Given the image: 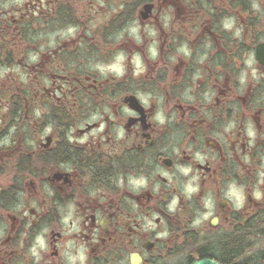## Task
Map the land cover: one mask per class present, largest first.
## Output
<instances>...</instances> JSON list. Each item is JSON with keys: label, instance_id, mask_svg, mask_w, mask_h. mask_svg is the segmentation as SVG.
<instances>
[{"label": "flooded vegetation", "instance_id": "af4514ba", "mask_svg": "<svg viewBox=\"0 0 264 264\" xmlns=\"http://www.w3.org/2000/svg\"><path fill=\"white\" fill-rule=\"evenodd\" d=\"M0 81V264H264V0L0 7Z\"/></svg>", "mask_w": 264, "mask_h": 264}, {"label": "clouds", "instance_id": "9594fccd", "mask_svg": "<svg viewBox=\"0 0 264 264\" xmlns=\"http://www.w3.org/2000/svg\"><path fill=\"white\" fill-rule=\"evenodd\" d=\"M226 27L228 25H225ZM133 32H135V29H132ZM123 60V56L122 55H118L116 57V63L113 64L111 66V69L112 71H114L116 74H122L123 72V69L122 67L120 66V62ZM138 63V61H137ZM101 71L103 72L104 69L101 68ZM156 119L161 123L163 124L164 123V118L161 114H157L156 116ZM181 171H183L185 174L190 171L189 168H182ZM135 183H138V184H144L145 181L143 180V178H141L139 181H135ZM195 189H190V191H194ZM227 196L229 198H232V197H235L236 199V206L239 207L240 204L243 202V199H244V195H243V189L242 188H237L234 184L233 185H230L229 186V191L227 192ZM257 198H259V193H257ZM37 244L43 248L44 247V241L40 238V237H37ZM33 252L35 254V249H33ZM79 260L81 261V264H83V261L85 260V256L83 254H81L79 257ZM75 259V258H74Z\"/></svg>", "mask_w": 264, "mask_h": 264}, {"label": "rangeland", "instance_id": "374dc122", "mask_svg": "<svg viewBox=\"0 0 264 264\" xmlns=\"http://www.w3.org/2000/svg\"><path fill=\"white\" fill-rule=\"evenodd\" d=\"M24 1H26V0H6V1H4V0H0V7H2V8H9V6H14L15 4H22ZM118 56V55H117ZM116 60V59H115ZM103 69L104 70H106L107 69V67L106 66H103ZM4 72L5 71H7L6 69L5 70H3ZM14 71H16V70H14ZM3 73V72H2ZM1 73V74H2ZM23 78V77H22ZM23 80V79H22ZM5 86H4V84H3V82L2 81H0V88H4ZM8 87V86H7Z\"/></svg>", "mask_w": 264, "mask_h": 264}]
</instances>
